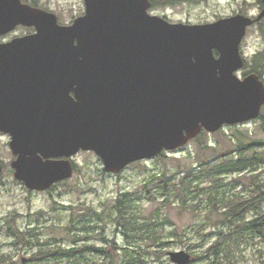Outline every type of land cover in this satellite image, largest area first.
<instances>
[{
  "label": "water",
  "instance_id": "1",
  "mask_svg": "<svg viewBox=\"0 0 264 264\" xmlns=\"http://www.w3.org/2000/svg\"><path fill=\"white\" fill-rule=\"evenodd\" d=\"M85 4L84 15L62 24L54 12L0 0V35L19 25L36 30L0 42V131L12 135L14 176L29 190L71 178L80 150L117 174L203 130L260 116L264 81L237 71L242 40L264 8L255 18L184 23L150 13L152 0ZM169 256L193 259L187 250Z\"/></svg>",
  "mask_w": 264,
  "mask_h": 264
},
{
  "label": "rangeland",
  "instance_id": "2",
  "mask_svg": "<svg viewBox=\"0 0 264 264\" xmlns=\"http://www.w3.org/2000/svg\"><path fill=\"white\" fill-rule=\"evenodd\" d=\"M23 1L56 13L62 24H72L86 12L85 0ZM263 8V0H176L170 4L151 7L149 12L171 22L207 23L239 13L255 18ZM35 31L34 27L20 25L15 30L0 35V42L11 41ZM241 53L245 66L237 71L238 76L242 78L256 73L264 81V18L248 28L241 43ZM206 138L210 145H216L220 149L238 143L239 139L245 142L264 141V105L259 118L224 125L217 132H208ZM9 143L10 136L0 134V163L3 166L0 177V255H15V259H19L31 254L30 250L16 251L12 244L13 238L7 232L8 224L12 223L21 230H34V233H42V237L53 236L67 242L71 236L65 228L70 221L71 206H77L76 210L87 206L105 212V222L102 223L104 228L100 227L101 223L97 224L96 231L94 229L88 234L91 237L90 243L101 246L105 245L104 237L116 239L118 245L135 254L138 261L143 259L145 264H176L172 262L169 252L187 250L200 254L217 239L215 229L220 217L219 211L210 203L209 192L214 191L210 181H198L199 187L204 190H193L187 206H182L180 201L173 198L172 203L165 202L167 197L157 184V177L166 169L171 173L176 171L177 159L184 162L193 160L196 144L192 140L176 150L164 151L167 158L156 156L140 160L117 174L107 172L102 159L94 151L80 150L72 158L75 165L73 176L46 191L29 190L15 178L11 164L17 156L13 154ZM258 172L260 179L264 181V165ZM231 177L225 178L229 185L221 188L227 197L238 192L244 197L252 194L243 185L233 187ZM126 194L128 201L123 212L126 221H129L128 229L118 226L115 220V204L126 198ZM252 214L253 211L249 215ZM151 218L155 220L153 223L161 227L162 222L165 223L162 242L167 253L159 254L161 257L155 251L161 249L157 247L162 245L152 243L142 233L137 234L145 229L144 224ZM175 228L178 233L174 232ZM194 264H264V241L249 235L236 248L235 257L231 261L220 263L213 258H206Z\"/></svg>",
  "mask_w": 264,
  "mask_h": 264
},
{
  "label": "trees",
  "instance_id": "3",
  "mask_svg": "<svg viewBox=\"0 0 264 264\" xmlns=\"http://www.w3.org/2000/svg\"><path fill=\"white\" fill-rule=\"evenodd\" d=\"M175 1L152 0V7ZM207 135L208 132L203 130L192 140L196 144L192 161L177 159V169L174 173L166 169L157 177V184L166 195L167 203H172L173 198L180 201L182 206H187L193 190H204L199 187L198 182L202 179L210 181L214 189L209 192V196L210 203L219 211L220 222L215 229L217 239L204 252L198 254L193 251L190 264L206 258H213L215 262L220 263L231 261L235 257L236 248L241 246L249 235L264 241V181L260 179L258 172L264 165V141L245 142L239 139L238 143L220 149L208 143ZM158 157L167 158V155L163 151ZM227 176H232L230 182L233 187L243 185V188H249L252 194L244 197L238 192L227 197L226 192L221 191V188L229 185V182L225 181ZM125 197L115 204V220L118 226L122 225L128 229L129 221H126L123 212L128 201L127 194ZM70 208L71 217L65 231L71 237L67 242L57 240L53 236L42 237V233H34V230H21L14 223L8 224L7 232L13 238L12 244L16 251L30 250L31 254L25 257V260L24 257L15 259V255L2 254L0 264H145L143 259L138 261L135 254L118 245L116 239L104 237L105 245L101 246L89 242L91 237L88 234L94 229L96 231L98 223L104 228L102 223L105 222V212L87 206L78 210L77 206ZM251 211L253 214L250 216ZM153 222V218L149 219L144 224L145 229L137 234L142 233V236L151 239L152 243L162 245L157 247L161 249H156L155 253L164 255L167 253L162 242L165 223L162 222L161 227ZM174 232L178 233L176 228Z\"/></svg>",
  "mask_w": 264,
  "mask_h": 264
},
{
  "label": "flooded vegetation",
  "instance_id": "4",
  "mask_svg": "<svg viewBox=\"0 0 264 264\" xmlns=\"http://www.w3.org/2000/svg\"><path fill=\"white\" fill-rule=\"evenodd\" d=\"M251 74V73H250ZM249 75V74H248ZM247 75H245V76H243L242 78H244V77H246ZM71 94L73 95L74 93L73 92H71ZM0 134H7V135H9L10 136V142H11V140H12V135L10 134V133H7V132H4V131H0ZM10 144V143H9ZM11 148V147H10ZM12 150V149H11ZM14 154V153H13ZM15 155V154H14ZM76 155V154H75ZM74 155V156H75ZM73 156V157H74ZM72 157V158H73ZM72 158H71V160H72ZM73 162V161H72ZM73 166H74V168H75V165H74V162H73Z\"/></svg>",
  "mask_w": 264,
  "mask_h": 264
}]
</instances>
